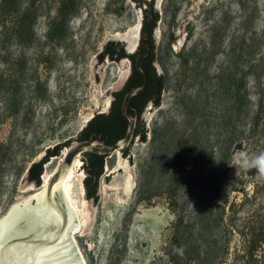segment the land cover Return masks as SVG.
Listing matches in <instances>:
<instances>
[{
	"label": "rangeland",
	"instance_id": "rangeland-1",
	"mask_svg": "<svg viewBox=\"0 0 264 264\" xmlns=\"http://www.w3.org/2000/svg\"><path fill=\"white\" fill-rule=\"evenodd\" d=\"M148 2L20 0L14 11L0 13V220L41 190L44 174L66 148L44 164L39 186L25 179L30 163L48 147L68 146L91 117L108 111L130 63L97 55L110 39L125 50L137 45ZM26 7L35 21L30 39L20 40L14 23ZM152 8L158 15L154 64L166 83L160 105L148 104L142 114L147 139L134 138L126 155L106 156L97 202L84 196L81 159L70 181L75 219L83 223L72 236L85 264H170L175 215L165 196L136 202L140 168L165 135L186 136L197 125L207 142L221 140V122L244 72L254 102L262 98V114L252 131L246 121L235 123L240 139L231 148L228 173L215 178L212 202L225 211L227 227L264 218V178L241 159L242 153L250 162L264 153V0H153ZM209 167L203 166L197 184L208 181ZM191 191L185 194L191 195L188 210Z\"/></svg>",
	"mask_w": 264,
	"mask_h": 264
},
{
	"label": "trees",
	"instance_id": "trees-1",
	"mask_svg": "<svg viewBox=\"0 0 264 264\" xmlns=\"http://www.w3.org/2000/svg\"><path fill=\"white\" fill-rule=\"evenodd\" d=\"M152 2L153 0L148 2L150 7L144 9L143 13L142 30L145 33L143 47L138 46L134 52V54L146 53L147 45L149 46L147 56L139 58V66L147 76V85L131 97L127 105V112L131 115L136 113L139 119L132 140L137 137L141 142L147 139V129L142 120L144 109L148 104L154 107L160 105L162 90L166 83L164 74L158 73L154 64L156 60L154 29L158 15L152 8ZM19 6L20 0H2L0 13H10ZM34 21L33 11L28 7L18 15L14 29L20 40L24 37L30 39ZM134 54H131V72L123 85L112 92L108 111L96 113L79 130L76 137L69 141L99 137L106 144H113L124 135L126 121L120 113L122 98L131 88L143 83L142 76L134 66ZM125 56L128 54L125 52L124 44L113 39L106 41L97 55L99 61H103L106 57L118 60ZM245 77L244 72L240 88L235 92V101L231 103L221 122L222 129L224 127L226 130L221 140L216 136L209 140L210 143L207 142L197 125L192 127L186 136L165 135L158 148L152 152L150 160L140 168L135 192L136 202H146L153 197L165 196L169 199V208L175 215L173 244L176 248L173 252H167L170 264H223L224 262L264 264V218L253 219L240 228H234L232 225L227 227L224 224L225 211L212 202V194L218 185L215 178L219 172L223 176L228 173L231 148L237 139H240V136L234 135L235 123H239L240 120L246 121L249 131H252L261 118L262 98L254 102ZM228 80L230 82V78ZM197 124H202V121L199 120ZM62 145L48 147L39 160L30 163L25 179L39 186L42 183L44 164L50 157L59 155ZM213 146L216 147L215 151L209 154L207 149ZM128 151L129 146L122 153L126 155ZM105 159V155L95 152H84L81 156L84 196L94 202L99 199L98 188L104 174ZM209 163L210 167L206 169L208 181L197 184L195 179L201 177L203 166ZM189 190H192L190 194L194 199L192 207L188 210L191 195L186 197L185 194ZM235 235L237 238L233 240Z\"/></svg>",
	"mask_w": 264,
	"mask_h": 264
},
{
	"label": "water",
	"instance_id": "water-1",
	"mask_svg": "<svg viewBox=\"0 0 264 264\" xmlns=\"http://www.w3.org/2000/svg\"><path fill=\"white\" fill-rule=\"evenodd\" d=\"M138 38L137 45L139 43ZM133 50H128L129 54ZM146 53L133 55L134 66L142 76L143 83L131 88L122 98L120 113L126 121L124 135L113 144L102 140L69 141L56 168L49 174L43 191L13 204L0 220V264H82L84 263L75 246L72 236L77 222L61 188H53L68 169L81 159L84 152H95L105 156L122 152L133 138L137 114L127 112L128 101L147 85V76L139 66V57ZM126 76L120 86L126 81Z\"/></svg>",
	"mask_w": 264,
	"mask_h": 264
},
{
	"label": "bare ground",
	"instance_id": "bare-ground-1",
	"mask_svg": "<svg viewBox=\"0 0 264 264\" xmlns=\"http://www.w3.org/2000/svg\"><path fill=\"white\" fill-rule=\"evenodd\" d=\"M128 38V36H127ZM134 49V45H132L130 47V51ZM80 166V160L77 159L75 164L72 165L68 171L65 173V175L63 177H61L56 183L55 185L53 186V188H61L62 192H63V195L65 197V200L67 201L68 205L70 206L71 210L73 211L74 213V216H75V211H77V206H76V203H75V200L72 198V195H71V191H70V181H71V178L76 170L77 167ZM49 176V173H45L44 176H43V185H42V188H41V191L44 190V186H45V183L47 181V178ZM130 179L127 178L126 180V185H125V188L129 190V186H130ZM131 187V186H130ZM40 191V192H41ZM37 194L34 193L33 195ZM81 220L79 219L78 223H77V226L73 229L72 231V234H74L78 229L79 227L81 226ZM83 224V223H82ZM87 226V225H86ZM85 226V227H86ZM82 264H85L82 262Z\"/></svg>",
	"mask_w": 264,
	"mask_h": 264
},
{
	"label": "clouds",
	"instance_id": "clouds-1",
	"mask_svg": "<svg viewBox=\"0 0 264 264\" xmlns=\"http://www.w3.org/2000/svg\"><path fill=\"white\" fill-rule=\"evenodd\" d=\"M241 159L244 162V165L247 167H257L260 173V176L264 178V153H261L259 156L255 157L251 162L247 154H241Z\"/></svg>",
	"mask_w": 264,
	"mask_h": 264
},
{
	"label": "flooded vegetation",
	"instance_id": "flooded-vegetation-1",
	"mask_svg": "<svg viewBox=\"0 0 264 264\" xmlns=\"http://www.w3.org/2000/svg\"><path fill=\"white\" fill-rule=\"evenodd\" d=\"M151 5H153V2H152V4ZM149 7L150 6H148V8L147 9H149ZM143 16H142V20H141V26H140V30H139V36H140V40H139V43H138V45H137V47L138 46H142L143 47V39L145 38V33L143 32ZM137 47H136V49H135V51L137 50ZM134 51V52H135ZM125 52H126V54H128V56H125V57H121L120 59H123V58H126V59H128L129 60V63H130V72H131V64H132V57H131V54H134V52L133 53H131V54H129V52H128V50H125ZM138 53H141V52H138ZM136 54V53H135ZM106 58H108V57H106ZM140 58V57H139ZM134 59V58H133ZM130 72H129V74H130ZM129 76V75H128ZM128 78V77H127ZM138 122H139V119H138V117H137V119H136V124H138ZM93 136V135H92ZM96 139H98V140H101L99 137H97ZM103 141V140H102Z\"/></svg>",
	"mask_w": 264,
	"mask_h": 264
}]
</instances>
